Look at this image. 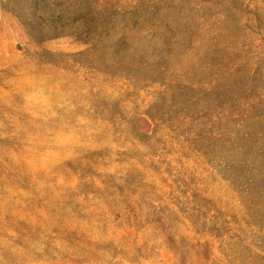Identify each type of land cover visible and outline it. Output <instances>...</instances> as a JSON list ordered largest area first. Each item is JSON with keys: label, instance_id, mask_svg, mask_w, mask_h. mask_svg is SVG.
<instances>
[{"label": "rangeland", "instance_id": "rangeland-1", "mask_svg": "<svg viewBox=\"0 0 264 264\" xmlns=\"http://www.w3.org/2000/svg\"><path fill=\"white\" fill-rule=\"evenodd\" d=\"M92 2L135 56L25 28ZM241 137L262 164L264 0H0V264H264Z\"/></svg>", "mask_w": 264, "mask_h": 264}, {"label": "trees", "instance_id": "trees-1", "mask_svg": "<svg viewBox=\"0 0 264 264\" xmlns=\"http://www.w3.org/2000/svg\"><path fill=\"white\" fill-rule=\"evenodd\" d=\"M37 4L47 5L51 0H34ZM76 2L75 4H77ZM62 10L58 16L54 12H40L34 14L32 18L25 20V28L28 34L35 40L43 38H56L60 36H71L76 40L89 46V50H94L97 47L106 48L111 56L116 57L120 54L128 55L129 57L135 56L138 53L136 50L135 39H144V37L152 36V29H141L142 20L128 19L126 16L131 12H114L105 14L104 10L99 9L95 2L88 4L86 7L77 6L72 13L63 16ZM41 25L42 30H36L37 25ZM72 29L67 31H59L64 28ZM46 33L47 36L42 34ZM47 31V32H45ZM151 33V34H146ZM231 137H235L236 132H229ZM244 134V137H247ZM249 140L241 137V142L238 143L233 138L231 150L229 154L234 156L240 150H247V159L244 160V165L248 169V173H257L261 167L264 170V162L256 159L257 151L251 153L254 149L247 144ZM236 153V154H235ZM263 155V154H262ZM261 157V156H259ZM264 191V189H261Z\"/></svg>", "mask_w": 264, "mask_h": 264}]
</instances>
